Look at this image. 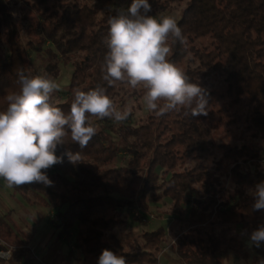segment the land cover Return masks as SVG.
Masks as SVG:
<instances>
[{
	"label": "trees",
	"instance_id": "1",
	"mask_svg": "<svg viewBox=\"0 0 264 264\" xmlns=\"http://www.w3.org/2000/svg\"><path fill=\"white\" fill-rule=\"evenodd\" d=\"M183 1L187 6L177 24L185 42L172 39L168 59L206 90L207 115L186 116L181 107L163 115L149 112L138 125L91 117L96 133L83 149L66 129L64 144L56 149L62 162L45 170L51 185L27 184L36 199L31 203L54 209L58 236L73 237L75 249L81 252L76 257L75 249L70 250L64 264H97L105 249L124 257L126 264H159L171 229L162 225L145 231L143 242L132 249H126L115 233L127 222L122 209L138 208L145 216L149 195L156 201L170 198L180 214L172 229L180 264H226L221 249H235L239 240L224 237L216 226L240 218H264V210H254L251 194L264 182L263 148L256 144L264 141V0H149L148 15L156 16ZM20 3L17 21L12 4ZM114 5L115 0H0V111L7 109L9 91L19 90L18 71L34 76L31 55L44 58V52V75L51 79L59 75L60 61L74 60L68 97L57 102L51 96L54 106L66 114L77 87L107 88L114 104L120 93L142 97L139 87L121 83L109 87L102 78L107 21L119 12ZM2 42L9 45L8 57L2 53ZM209 73L222 84L210 82ZM245 100L252 104L244 120L250 142H219L217 130L224 123L241 121ZM67 151L81 152L80 160L70 162ZM192 203L196 207L189 214L181 211L182 205ZM6 228L8 222L0 216V234ZM8 250L0 238V251ZM254 250L255 260L247 264L264 260V242L254 245ZM11 251L12 257L0 264H40L29 244Z\"/></svg>",
	"mask_w": 264,
	"mask_h": 264
},
{
	"label": "clouds",
	"instance_id": "2",
	"mask_svg": "<svg viewBox=\"0 0 264 264\" xmlns=\"http://www.w3.org/2000/svg\"><path fill=\"white\" fill-rule=\"evenodd\" d=\"M149 0H133L126 10L108 18V34L104 39L107 52L102 62L103 80L109 87L117 83L126 87L143 86L142 102L146 110L163 115L167 111L185 109L186 116L207 115L206 90L168 59V40L185 42L182 29L171 15H148ZM18 91H9L6 111H0V178L9 187L34 182L51 185L45 170L62 162L56 155L58 145L70 131L73 142L87 147L96 133L91 117L110 118L116 123L131 114L129 101L117 109L107 88L88 91L73 89L70 111L66 114L51 102V94L59 85L47 75L27 76L18 71ZM163 101L161 104L160 102ZM65 155L77 163L81 152ZM254 210H264V182L251 192ZM250 240L259 247L264 242V225L254 230ZM12 257L11 251H0V260ZM97 264H126L122 256L103 250ZM264 264V260L260 261Z\"/></svg>",
	"mask_w": 264,
	"mask_h": 264
},
{
	"label": "rangeland",
	"instance_id": "3",
	"mask_svg": "<svg viewBox=\"0 0 264 264\" xmlns=\"http://www.w3.org/2000/svg\"><path fill=\"white\" fill-rule=\"evenodd\" d=\"M132 2L133 0H115L114 9L118 11L126 10L131 6ZM20 6L21 3L16 6L12 4L13 14L17 21L21 19ZM186 6L187 1L176 2L169 10L160 11L156 16L158 17L160 14L171 15L178 23ZM171 40L172 38L167 43ZM46 47H52V45L47 44ZM9 49L8 43L2 42V53L4 56H9ZM43 57L34 59L35 55H31V59L34 60L35 65L34 76L45 74V65L47 63V54L45 52L43 53ZM74 68V60L68 64L60 61L59 75L53 78L59 85V88L51 94L57 102H64L68 97V86L71 82ZM208 78L214 85L222 84V80L214 73H209ZM139 88L145 93L142 85ZM142 97L136 99L135 97L120 93L119 100L117 99L118 101L115 103L116 107H120L123 110L129 101H134L132 104V115L126 120L127 123L138 125L150 112L145 109ZM241 107H243L240 109L242 116L238 114L242 118L241 121L234 125L224 123L217 130L216 137L219 142H226L232 145H243L250 142L251 139L249 133L245 130L246 123L244 120L247 119L249 107H252V104L248 100H245ZM257 143L263 148L261 157L264 168V141L259 140ZM194 163V161L190 162V166H193ZM225 179L228 185L232 187V181L228 178ZM32 200L35 201L36 199L28 189L27 184L9 187L6 181L0 178V216H4L8 222V228L2 230L0 234L2 243L10 247L11 250L18 245L29 244L40 264H64L68 260L70 250L75 249L74 238H60L58 230L55 227L56 211L51 207L31 203ZM148 203L149 209L148 211H143V213L145 216H151V218L143 220V217L138 214V208L131 210L124 208L121 212L122 216L127 219V222L118 226L115 233L126 249H132L134 245H140L143 242L142 234L145 231L163 225L169 228V230L171 229V232L168 233L164 249L159 255V264H180L177 251L174 248L176 236L172 230L175 219L180 216L179 212L173 210L172 200L167 197L156 201L153 195H149ZM192 207H196V205L192 203L190 205H182L180 208L185 214H189ZM252 219L240 218L237 222L216 226V231L222 233L224 237L235 236L239 240V245L235 249H221L222 259L226 264H247V261L253 262L255 260V244L250 240V236L254 230L264 225V218ZM182 228L183 226H175L176 230ZM62 241L64 243L57 248L58 243H62ZM249 242H251V245H249ZM75 253L76 257L81 256L80 250L75 249ZM70 261L75 263V258L72 257Z\"/></svg>",
	"mask_w": 264,
	"mask_h": 264
},
{
	"label": "built area",
	"instance_id": "4",
	"mask_svg": "<svg viewBox=\"0 0 264 264\" xmlns=\"http://www.w3.org/2000/svg\"><path fill=\"white\" fill-rule=\"evenodd\" d=\"M141 212H142L141 209H138L139 216H142ZM143 217H144L143 220H147L149 216H143ZM149 218H151V216ZM8 251H11V250H8Z\"/></svg>",
	"mask_w": 264,
	"mask_h": 264
},
{
	"label": "crops",
	"instance_id": "5",
	"mask_svg": "<svg viewBox=\"0 0 264 264\" xmlns=\"http://www.w3.org/2000/svg\"><path fill=\"white\" fill-rule=\"evenodd\" d=\"M61 241V240H60ZM64 242L62 241V243L60 242V243H58L57 245H58V247L57 248H59L62 244H63Z\"/></svg>",
	"mask_w": 264,
	"mask_h": 264
},
{
	"label": "water",
	"instance_id": "6",
	"mask_svg": "<svg viewBox=\"0 0 264 264\" xmlns=\"http://www.w3.org/2000/svg\"><path fill=\"white\" fill-rule=\"evenodd\" d=\"M249 245H251V242H249Z\"/></svg>",
	"mask_w": 264,
	"mask_h": 264
}]
</instances>
